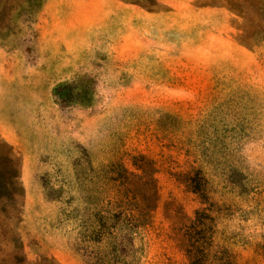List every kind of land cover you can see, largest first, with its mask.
<instances>
[{"label": "rangeland", "instance_id": "374dc122", "mask_svg": "<svg viewBox=\"0 0 264 264\" xmlns=\"http://www.w3.org/2000/svg\"><path fill=\"white\" fill-rule=\"evenodd\" d=\"M40 5L12 21L0 0V264H96L74 199L115 197L112 167L148 162L160 202L119 233L123 263L264 264V45H239L215 0ZM201 179L216 204L203 259Z\"/></svg>", "mask_w": 264, "mask_h": 264}, {"label": "trees", "instance_id": "16d2710c", "mask_svg": "<svg viewBox=\"0 0 264 264\" xmlns=\"http://www.w3.org/2000/svg\"><path fill=\"white\" fill-rule=\"evenodd\" d=\"M12 1L17 0H3L5 16L12 21L16 12L31 16L38 13L42 6L41 0H25L26 5H10ZM215 4L212 6L224 8L235 17L236 42L239 45L248 49L264 45V0H215ZM151 164L148 162L145 167H135L134 171L127 167H118V170L112 167L113 171L110 173L113 176L118 175L117 178L111 179L115 183L112 187L114 190L111 191L115 197L97 204L90 203L88 209H84L82 203L74 199L71 208L78 205L73 209L75 217L71 221L79 229L77 245H85L84 249L91 250L89 256L93 263L125 264L123 256L118 253L117 242L122 236L119 233L125 229L133 235L138 234L148 225V221L153 219L159 206L160 195L158 171ZM105 192L106 190L103 194ZM192 193L197 195L202 206L196 211L195 220H191L189 228L198 231L201 236L195 241V257L203 259L210 256V249L206 247L207 242L202 234L205 235L204 230L215 227L213 213L216 204L211 198L206 179H201L192 186ZM186 242L184 241V246ZM112 247L114 250L109 253L108 250ZM262 255L264 256V249ZM228 264L236 263L232 261Z\"/></svg>", "mask_w": 264, "mask_h": 264}]
</instances>
